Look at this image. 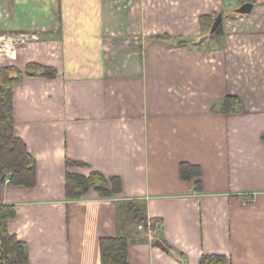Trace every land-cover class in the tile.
Instances as JSON below:
<instances>
[{"label":"crops","instance_id":"obj_1","mask_svg":"<svg viewBox=\"0 0 264 264\" xmlns=\"http://www.w3.org/2000/svg\"><path fill=\"white\" fill-rule=\"evenodd\" d=\"M41 1L58 2L54 24L0 48V69L58 71L13 89L15 136L37 184H5L0 205L16 208L8 230L29 263L102 264L100 241L124 237L130 264H264V5L235 10L232 56L178 42L199 39V18L238 0ZM227 97L242 112L221 113ZM183 164L200 169L201 191L182 179ZM93 171L120 179L121 192L68 200L67 173ZM133 201L155 230L134 221Z\"/></svg>","mask_w":264,"mask_h":264},{"label":"trees","instance_id":"obj_2","mask_svg":"<svg viewBox=\"0 0 264 264\" xmlns=\"http://www.w3.org/2000/svg\"><path fill=\"white\" fill-rule=\"evenodd\" d=\"M213 17L204 16V20H213ZM204 20V21H205ZM222 22L213 34L220 33ZM181 42L179 45H186ZM58 71L54 68L43 67L37 64L27 66L23 75L16 67H6L0 70V192L6 179H10L13 186L33 188L37 184V163L29 153L25 143L15 136L13 117V89L22 83L25 77H42L54 80ZM221 113L242 112L241 104L236 97H227L221 104ZM67 166L85 167V164L67 161ZM182 179L195 181L196 190L201 191V171L198 167L183 164ZM94 189L102 198L119 194L122 190L120 179L106 178L99 172H91L89 176L68 172L66 175V195L68 200H81L90 190ZM135 211L134 221L145 227L150 225L155 230L159 221H151L144 215L145 207L136 201L131 202ZM16 217L14 206L0 205V264H30L27 246L15 235L10 234L8 222ZM129 242L124 237L105 238L100 241L102 264H130L128 256ZM200 264H230L223 255H203Z\"/></svg>","mask_w":264,"mask_h":264},{"label":"rangeland","instance_id":"obj_3","mask_svg":"<svg viewBox=\"0 0 264 264\" xmlns=\"http://www.w3.org/2000/svg\"><path fill=\"white\" fill-rule=\"evenodd\" d=\"M249 1L258 7L260 5H264V2L259 0H238L227 2L225 9L220 11L224 20H222L223 23L220 27V33H212V26L218 14L210 15V17H213L212 21L205 19L204 21L202 19L204 16H202L199 18V21L201 23V32L203 34L198 37L199 39H181L178 42V45L181 42H187L188 44H196L197 47L198 44L204 43V41H206L207 47L210 46L211 50H213V48H229L228 54L233 56L235 52L240 50V37H238L236 33L238 31V25L236 22L239 20V18H243V16L236 14L235 10L242 4ZM58 9V2L53 1L43 2L41 0H0V32L1 35L2 33L4 34L2 35L4 38L0 36V48L9 49L10 45H8V43H11V40H17L20 44L19 47H21L22 40L26 39L27 31L32 33L34 32L36 35H38V33L44 31V26H50L54 24L53 19H57ZM49 12L51 16H53V13H55L56 18L45 19L44 15L48 14ZM207 56L210 59H217L219 54L213 53V55ZM6 67L12 66H5L3 68Z\"/></svg>","mask_w":264,"mask_h":264},{"label":"water","instance_id":"obj_4","mask_svg":"<svg viewBox=\"0 0 264 264\" xmlns=\"http://www.w3.org/2000/svg\"><path fill=\"white\" fill-rule=\"evenodd\" d=\"M254 3L252 2H247L245 4H243L238 10H237V13L240 14V15H248L250 14L253 9H254ZM223 20V15L222 14H219L216 19H215V22L213 24V27H212V31H215L217 29V27L220 25V23L222 22Z\"/></svg>","mask_w":264,"mask_h":264},{"label":"built area","instance_id":"obj_5","mask_svg":"<svg viewBox=\"0 0 264 264\" xmlns=\"http://www.w3.org/2000/svg\"><path fill=\"white\" fill-rule=\"evenodd\" d=\"M9 183H10V179L8 178L6 179L5 184H9Z\"/></svg>","mask_w":264,"mask_h":264}]
</instances>
